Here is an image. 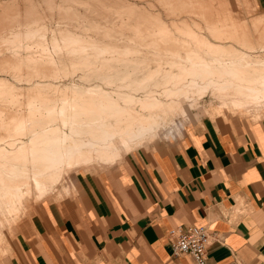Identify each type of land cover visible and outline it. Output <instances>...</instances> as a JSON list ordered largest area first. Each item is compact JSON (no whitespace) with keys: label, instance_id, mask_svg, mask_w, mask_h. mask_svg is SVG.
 Wrapping results in <instances>:
<instances>
[{"label":"bare ground","instance_id":"bare-ground-1","mask_svg":"<svg viewBox=\"0 0 264 264\" xmlns=\"http://www.w3.org/2000/svg\"><path fill=\"white\" fill-rule=\"evenodd\" d=\"M92 1H95V4H103V2H99L98 0H91L89 2L93 3ZM120 1L121 0H109L108 3L110 5H107L108 3L106 4L104 1L105 5L103 4V11L109 14L113 11L117 12L115 13L117 15L119 13V15L124 14L127 17L129 16L128 18L133 21L132 23H125L123 20L124 17L122 20L125 26L126 24L130 27L133 26L132 31L134 34L132 33V35H136L139 31L140 33L143 31L142 33L144 34V30H148L149 32V30L152 29L157 31V33L153 31L155 35L160 33V36L163 38L161 42L165 39L169 43L175 42L186 48L189 47V45L191 47V43L195 41L194 43L199 49L195 48L194 45L195 49L188 48L185 51L186 54L184 53L185 55H183L179 50L165 51L161 50L160 47V56H162V59L155 61L154 63H156V66L151 67L145 59L142 58L144 61L142 59V61H140L134 58L133 53L136 51L132 49L111 47L107 44H100L101 41H99L100 45H97L95 41L91 42V39L89 41L86 36L77 35L72 32L73 30L66 29L62 31L61 36L65 47L68 48L66 51H71V54L74 55L72 56L76 58L78 55L77 51H81V49L83 51V49L85 50V48H91L92 46V51L90 53L85 55L82 54L84 60L92 57L104 62L101 68L98 67L95 71L93 70V72L89 73L87 71L88 75L83 79L84 84L74 85L60 83L59 85L52 82L45 84L39 82V79H42V82H46L60 78L58 76H60L61 72L59 68L57 69L55 66L62 63L56 64V58L53 60V57L49 56L47 52L50 51L48 48L49 46H47V49L45 45H41L43 48L41 47L42 51L39 53L40 55H35L33 50L34 55L33 52L32 54L27 53L23 55L18 52H14L11 55L0 53V72L11 73L16 78L25 74L23 73V71H25V79H27V82L30 84L28 88H18L10 84L9 81L7 82L9 79L0 77V95H4V98L8 100L9 94L7 95V93L13 96V94L18 92L17 89L26 90L27 92H23L24 94L27 93L25 96L27 97V101H17L18 104L23 106L28 103L30 105L31 100L35 102L40 100L41 106L38 107L40 109L37 113H41L45 116H41L42 119L40 118V120H37V125V122L33 123L36 121L35 116V118H33L35 121L31 119L33 122H29L36 125V127H34L36 129L31 131V136L28 132L29 136H27L28 138L30 137L28 142L24 143V141H22L14 143L13 139H15V135H19L21 132L25 131L24 129L29 127V123H27L28 118L25 115L33 116L36 110L34 111L32 108V114H25L24 110L14 111L5 109L6 107L3 109L0 108V117H2V122H0V143H2L1 141L11 143V145H0V212L7 210L9 214L12 213L14 218L19 217L23 213L29 214L31 213V208L26 202L27 197L32 198L33 196L35 199H32L41 200L50 197L55 192L61 196L64 190L59 189V186L63 185L66 191L69 190L67 188L68 186L65 187L66 185H64V182L68 179L71 180L73 176H75L74 173L77 169L90 167L93 163L102 165L101 169H103V167L107 169L118 163L119 160H123V155H125V153H130L134 149L143 147L148 139H155L158 134L163 133L165 130L170 131V134L174 137L175 134L173 132H175L177 128L184 129L183 121L180 119V121L178 120L179 116L192 115L191 109H193V105L197 104L198 100L209 90L218 92L219 96L217 98L220 99L219 109H225L233 114L250 115L254 117H259L264 114V43L262 44L261 42V49H258V46L255 50H244L241 52L234 50V47L231 46L232 48L227 49L229 52L228 54L226 53L227 57H224L223 54L225 53L222 51L225 46L227 48V42H224L225 40L236 41L239 37L246 41L242 40L247 44L242 43L243 45L251 46L252 48L253 46L250 45V43H256H253L254 38L246 34L245 32L247 31L244 30L238 33L236 26V28L234 27L236 29V32L234 31L235 33H229L228 31V33L217 32L213 36L215 41H209L206 37L200 35V33L198 34L193 31L189 25L186 28H181L169 21L175 29L179 30V32L181 31L182 35L184 34L187 38L186 40L183 39V41L178 37L172 39V35L174 34L173 32L171 33L170 30L172 26L170 27L169 24L164 23L158 16L159 14L155 17L153 16L154 13H152L153 15H145L144 10L142 12V9L136 6L137 4L134 5L129 2L125 3ZM74 2H79L78 5L80 4V0ZM160 2L167 8L168 11H166L168 14L171 15H176L175 13L179 8L182 11V9H186L187 6L185 0H162ZM85 3H87V1ZM75 4L77 5V3ZM88 4L86 5L88 6ZM83 7H85V5ZM12 10L9 12L11 13ZM69 11L67 16H69L72 9L70 12ZM146 13L150 12L147 11ZM30 14H28L29 17ZM35 14L36 13H34V16ZM72 14V16L70 15V17H68L70 23L68 22L67 24H71V26L78 28L80 25V18H77L78 13L76 15L73 10ZM74 14L76 16H74ZM11 16L10 18H0L1 49L5 46H11V44L17 43L18 41L20 43L22 37L28 38L29 41L36 37L40 41L44 39L46 34L44 32V30H46L44 29L45 26L43 28L37 25V28H33L32 26L35 25L29 26L31 23L28 22L29 24L26 26L27 31H25L24 34L21 33V31L18 32L15 30L16 24L18 25L22 22L16 21L20 17L14 15L19 17L18 19H16V17L15 20L14 16L13 18H11ZM29 17L27 18L26 16L24 19L27 21L31 19ZM134 17H140V20L138 19L139 23L136 22L137 20L134 21V19H137ZM33 19L34 18H32V20ZM35 19L38 20L37 17ZM37 22L35 24H37ZM18 26H20V24ZM198 26L199 25H197V27ZM259 26L260 25H258V27ZM97 27L99 28V26ZM243 27L245 28V26ZM16 28L19 27L16 26ZM7 31L8 33H6ZM156 36L158 37L159 34ZM260 36L261 34L259 37ZM142 37L141 34V38ZM152 37H154L153 34ZM157 37H155V39ZM110 39L112 38L110 37ZM238 39L237 41L240 42V39ZM33 40L35 41L36 39ZM261 40L263 41L264 39L262 38ZM156 44H159V42H155L154 45ZM56 45L58 47L60 43ZM154 45L152 47H154ZM54 47L55 51L58 50L56 46ZM156 47L157 45L155 48ZM63 48L64 47L60 50L62 51ZM23 49L24 48H22V50ZM90 50H88V52ZM57 52L58 51L55 53ZM220 52L223 54L221 55ZM74 53H76V56ZM131 54L133 56L131 60L128 62L125 61L127 64L123 65L124 61H120L122 57L125 56L123 58H126V56H131ZM60 55L62 56L63 53H60ZM79 58L81 59L83 57L80 56ZM62 59L65 61L64 57ZM60 60L61 57L58 62H60ZM121 62L123 64L119 65ZM145 63L146 65H144ZM75 72H77V70ZM35 82L38 83L35 84ZM6 95L8 96L7 98ZM1 97L3 96H0V99ZM23 99L25 100V98ZM14 100L15 99H13V102ZM9 101L10 100H8V102ZM26 113H28V111ZM62 195L64 196V194ZM63 196H61V198ZM2 247L1 245L0 254L2 253L3 255L2 251L5 249Z\"/></svg>","mask_w":264,"mask_h":264},{"label":"crops","instance_id":"crops-1","mask_svg":"<svg viewBox=\"0 0 264 264\" xmlns=\"http://www.w3.org/2000/svg\"><path fill=\"white\" fill-rule=\"evenodd\" d=\"M225 117L172 148L79 173L76 197L20 222L7 264H196L170 244L172 228L190 224L216 236L207 264H264V117Z\"/></svg>","mask_w":264,"mask_h":264},{"label":"rangeland","instance_id":"rangeland-1","mask_svg":"<svg viewBox=\"0 0 264 264\" xmlns=\"http://www.w3.org/2000/svg\"><path fill=\"white\" fill-rule=\"evenodd\" d=\"M74 1H79V0H0V11L2 13V14L0 13V18L1 19H2L3 15L5 13H7L9 15L5 14L3 18H6V17L10 18L11 15H12L11 18H13L14 15H18L20 17L19 18L17 16H14V19L16 17H17L16 19L19 18L18 20L15 19L16 21H19V22L22 21V22L19 23L20 26H18L19 24L18 25L16 24V26L19 27V28H16V26H15V30L16 31H18V32L21 31V33L25 34V31H27V27L26 26H28L27 24H29V23H31V24H29V26H32L33 24L35 25V26H32L33 28L38 25L39 27H43V28L45 26L44 29H46V30H44V32L46 33L45 37H44L45 41H44V39H42L40 41L39 39H37V37L33 38V39H36L35 40L36 42L33 39H30V41H29L28 38L26 39L25 37H22L21 38L22 44H21V42L19 43V41L18 42L16 41L17 43H13L15 46L13 44H11V46H5L6 48L5 47H3L2 49L0 48V50H1L0 53L1 54L2 53H6L8 55H11L14 52L15 53L18 52V53L23 55V54H27V53H31L32 54V52L34 51L35 55H38L42 51V49H41L42 46L41 45H45L46 48H47V46H49L48 48H49L50 51H47L49 53V56L50 57L52 56L53 60L56 58L55 59V61L57 62L56 64L62 63V64H58L59 67L55 66L57 69L59 68V70L61 72L60 76H58L60 78L55 79V80H49V81H46V82H42L43 80L39 79V82L45 83V84H47L49 82H52V83H55V84H59L60 83V84H68V85L71 84V85H74V84H84V80H83V79H85L84 77H86V75H88L89 72H93V70L95 71V69H97L98 67L101 68V65H103L104 62L102 60H100V59H94L92 57L90 59L86 58V60H84V56L83 55H85L87 53H90L92 51V49H91L92 46H91V48L87 47L89 49H87V48H85V50L83 49V51H85V52H83L82 49H81V51L80 50L77 51L78 55H77L76 58L73 57L74 55L71 54V51H66V50H68V48L65 47L64 42L62 41V38H61L62 31H65L66 29H70L71 31L73 30L72 32H74L77 35H83L84 37L86 36V38L89 39V41L91 39L92 40L91 42L95 41L97 43V45L107 44V45H109L111 47L113 46V47H118V48H121V49H125V48L132 49V50L137 52V53L136 52L133 53L134 58H136V59H138L140 61L145 59L147 61V63L151 67L156 66V63H154L155 61L162 59V56H160L161 55L160 54V47H161V50H165V51H167V50H179V51L182 52L183 55L186 54L185 51L188 48L189 49H195V48L199 49L198 47H196V44L194 43L195 41L193 42L194 44L191 43V47L189 45V47H186V48H185V46L182 47L183 45L180 46V44H177L175 42L169 43L165 39H164L165 41L163 40V42H161L163 38H162V36H160V33H158V34H159V36L161 38L159 36L157 37L156 35H158V34L155 35L153 33V31L156 32V33H157V31L152 30V29L149 30V32H148V30H144V34L142 33L143 31L141 33L139 31L138 33H136V35H132V33H133L132 27L133 26L130 27V26H128V24H126V26H125L126 22H131V23L133 22L130 18H128L129 16L127 17L124 14L123 15H119V13L117 15V14H115L117 12H113V11H111L110 14L109 13H104V11H103L104 10L103 6L105 5L104 1L107 4L109 2V0H103V1L102 0H98L99 2H103L104 5L102 3H98V2H97L98 4H95L96 3L95 1L94 2L92 1L93 3L89 2L91 0H86L87 3H85L86 2L85 0H80V4L78 5L79 2H74ZM83 1H84V3H83ZM122 1L125 2V3L129 2V3H132L134 5L137 4L136 6H139L142 9V12L144 10L145 15L146 14L153 15L152 13H154L153 16L155 17V16H157V14H159L158 16L161 18V20L164 23L169 24L170 27L172 26L171 25L172 23H175L177 26H179L181 28H183V27L186 28L189 25L192 28L193 31H195L198 34L200 33V35H203L209 41H215L213 36L217 32L218 33H221V32L222 33L223 32L224 33H228V32L232 33L234 31L236 32V29H237L238 33H241L242 30L247 31L245 33L251 35L252 38H254L253 43L254 42H256V43H254V44L250 43V45L253 46L252 48H251V46L243 45V44H246L245 43L246 41L244 39H240L239 37L238 38L240 40L238 38L237 39L240 42H238L237 39H236V41L235 40L234 41L233 40H231V41L230 40H225L224 42H227V48L225 46L223 51H222L225 54L220 52V54L221 55L223 54L224 57H227L226 55L229 53L228 50H227L228 48L234 47L233 48L234 50H237V51L241 52V51H244V50H252V49L255 50V49H257L258 46H259L258 49H261L260 47H262V46H260V44H261V42H262V44L264 43L263 42L264 40L263 41L261 40L262 38L264 39V36H263V33H264V22H263V20H264V10L259 9L257 7V5L255 4L254 0H190V2H189V0H185V2L187 3L186 9H182V11H181V9L179 8L177 10V12L175 13L176 15L168 14L167 8H165L162 5V3L160 2L162 0H157V1L156 0H126V1L125 0H121L120 2H122ZM174 1H177V0H174ZM229 1L231 2V4H230ZM71 2H73V3H71ZM191 2H192V4H191ZM75 3H77V5ZM86 4H88V6ZM90 4H92L93 6L90 5ZM80 5H81V7H80ZM84 5H85V7H83ZM107 5H110V4L108 3ZM232 5H234V6H232ZM64 6H65V8H64ZM77 6H79V7H77ZM62 7H63L64 10L62 9ZM70 7H71L72 11H71ZM10 10H12L14 15H13L12 12L11 13L9 12ZM69 10L71 11V13L69 14V16H67ZM73 10H74V13L76 15L78 13L77 18L78 17L80 18V19L78 18L79 19V23H80L78 28L74 27V26H71V24H67L70 21L68 17H70V15L71 16L73 15L72 14ZM2 11H4V12H2ZM88 11H89V13H88ZM145 11L146 12L148 11L150 13H146ZM15 12H17V13H15ZM33 12L38 15L37 16L35 14V16L37 17L38 20L40 18L39 21L35 19L36 17L34 16ZM99 12H100V15H99ZM30 13L31 14L33 13L32 14L33 16ZM28 14H30V17H29ZM65 14H66V16H65ZM75 14H74V16H76ZM26 16H27V18L29 17L31 19H28L29 21L28 20L26 21L24 19V17L26 18ZM101 17H103V18H101ZM123 17H124V19H123ZM125 17H127V18H125ZM32 18H34L33 19L34 23H33ZM134 18H137V17H134ZM139 18L140 17H138L137 19H134V21L137 20L136 22L139 23V20H140ZM122 19L124 20L125 23L123 22ZM169 21H171L172 23L169 22ZM257 21H258V23L256 25ZM261 21H262V23H261ZM36 22H37V24H35ZM16 23H18V22H16ZM82 23H85V24H82ZM102 23H104V24H102ZM197 25H199V26L197 27ZM258 25H260V26L258 27ZM69 26H71V27H69ZM97 26H99V28ZM236 26H237V28H236ZM243 26H245L246 29ZM256 26H257V28H256ZM32 27H30V28H32ZM107 27H108V29H107ZM63 28H64V30H63ZM94 28H96L97 30L94 29ZM242 28H244V29H242ZM20 29H22V30H20ZM60 29H62V30H60ZM214 29H215V31H214ZM170 30H171V33L173 32L175 34V35L174 34L172 35V39L177 38V37L181 41H183V39L184 40L187 39L184 34L182 35L181 31H180L181 32L180 33L179 30L175 29L173 26L170 28ZM60 31H61V33H60ZM212 31H214V32H212ZM6 33H8V31ZM113 34H114V36H113ZM141 34L143 36L142 38H141ZM152 34L154 35V37H152ZM257 34H259V35L261 34V36L259 37V35H257ZM150 36H151V38H150ZM110 37L112 39H110ZM155 37H157V38L155 39ZM97 39H99V40H97ZM134 39H135V41H134ZM140 39H142V40H140ZM31 40H33V41H31ZM242 40L245 41V42H243ZM255 40H257V41L260 40V41L257 42ZM27 41H29V42H27ZM99 41H101L100 44H99ZM32 42H33V44H32ZM152 42L154 44H155V42L156 43L159 42L160 45L156 44L157 45V47H156L157 49L155 48L156 45H154ZM58 43H60V45H58L59 48L56 45ZM62 43H63V46H62ZM150 43H152V44H150ZM19 44H20V46L21 45L22 46L20 47ZM0 45H2V44L0 43ZM27 45H28V47H27ZM153 45H154V47H152ZM194 45H195V48H194ZM54 46H56V49H58L56 51H58L59 53L58 52L55 53L56 51L54 49L55 48ZM62 47H64V48L61 51L60 49H62ZM8 48H10L11 51ZM22 48H24V49L22 50ZM88 50H90V51L88 52ZM157 50H158V52H157ZM10 52H12V53H10ZM34 52H33V55H34ZM79 52H81V53H79ZM60 53H63L64 56L63 55L61 56ZM74 54L76 56V53H74ZM79 54H81V55H79ZM263 55H264V51H263ZM78 56L79 57L80 56L83 57V58H81L82 60ZM60 57H61V60H60V62H58ZM63 57H64L65 61L62 59ZM123 57H125V56H123ZM123 57H122V59L120 61H122V62L124 61L123 62L124 64L121 62V64H119V65L127 64L126 62L131 60V58L133 56L131 54V56H126V58H123ZM124 59H126V60H124ZM62 60H63V62H62ZM69 60H70V62H69ZM64 64H65V66H64ZM144 65H146V63ZM74 66H75V68H74ZM77 67L79 68V70H78ZM64 68H65V70L67 72L64 70ZM66 68H68V69H66ZM76 70H77V72H75ZM87 71H88V73H87ZM23 73H25V74H23ZM23 73H22L23 75H21L22 78L21 77H16L17 78L16 79L15 76L13 74H11V73H8V72L7 73H2V72H0V77L4 78V79H9V80H7V82L9 81L10 84H12L13 86H17L18 88H23V87L24 88H28V87H30V84L27 82V79H25L26 78V76H25L26 72L23 71ZM65 73H67V74H65ZM79 79H82V80H79ZM36 83H38V82H35V84ZM17 91L18 92L15 91L16 93L13 94V96L10 93H7V95L9 94L8 95L9 98H7L8 97L7 95H6V98L8 100H10L9 102H8V100H6L4 98L5 97L4 95H0V96H3L0 99V108L3 109V108L6 107L5 109L14 110V111L24 110L25 114H32L33 110L34 111L36 110L33 116L32 115H30V116L29 115L28 116L25 115L28 118V122L27 123H29L30 121L33 122L32 120L35 121V119H33L35 117H36V121L33 122V123H36L37 120H40V118L42 119V117H45V116H43V114L37 113V112H39V109H40L38 107L41 106L40 100H37L36 102L34 100H31L30 101L31 102L30 105L28 103H26L23 106H21L20 104H18V102L21 101V100L27 101V97H25L27 93L24 94V92H23V91H25V92H27V91L26 90H20V89H17ZM213 92H214V90L213 91L209 90L205 95H203L202 98H200L198 100L197 104L193 105V109H191L193 117L190 114L185 115V116H183V115L179 116L178 120L179 119L182 120L183 123H184V126L186 125V130L184 131L183 135L177 136L182 131V129H179V128H177L176 131L173 132L175 134L174 137H172V135L170 134L171 133L170 131L165 130L163 133L158 134L155 139H148V141L143 145V147H141L139 149H134L130 153H132L134 151L150 152V151H156L157 149H162V148H170V147L172 148L176 143L183 141V138H184L185 134L188 133V131H190L194 127L201 126L207 118H210L213 121H217V120H220V119L226 120L228 117H225V116H230V115H239V116L245 117L247 119H253V120H258V119H261V117L262 118L264 117L263 116L264 114H262L259 117H254V116H250V115L248 117L247 115L233 114V113H229L225 109H219L220 99L217 98L219 96V94H218V92H214V93ZM2 98H3V100H2ZM23 98H25V100ZM13 99H15L14 102H13ZM32 102H34L35 104L32 103ZM18 108H19V110H18ZM32 108H33V110H31ZM27 111H28V113H26ZM219 114H220V116H219ZM38 115H39V117H38ZM0 118H1L0 122H2V117H0ZM29 118H30V120H29ZM33 123L32 124L29 123V127L27 126L28 128L26 127L27 129H24L25 131L23 130L25 133L21 132L19 135H15L16 136L15 139L12 138L14 140V143H19V142H22V141H24V143L28 142V140L30 138V137L28 138V136L29 135L31 136V134H30L31 131L36 129L34 127H36V125L38 124V122L36 123V125H33ZM0 125H1V123H0ZM31 125H33V126L30 127ZM29 128H31L32 130L29 129ZM28 132H29V135H28ZM1 142L2 143H0V145H11L10 142H7V143H10V144L5 143V141H1ZM128 153H125V155H123V160H119L118 162H120V163L114 165L113 167H117V166L122 165L124 163V160L126 159ZM113 167H111L109 169H112ZM101 168H102V165H99L98 163H93V164H91L90 167H87V168L83 167L82 169H79V170L77 169V171L74 173L75 176H73V178L71 180L68 179L66 181L67 183L64 182V185H66L65 187L68 186L67 188L69 190L66 191L64 189L63 185L59 186V189H63L64 190L63 193H62V194H64V196L61 194V196H63L62 198H61V196L59 194H57V192L53 193L50 197H47V198H44V199H41V200H34L35 197H33V196H32V198H34V199H32L30 197H27L28 201L26 200V202H27L28 206L31 208V213H29V214L28 213H25V214L23 213V214H21L19 216L21 218H19V217L14 218V216H12V213L9 214V211H7V210L1 211L0 212V243H2V244H0V246L2 245L3 246L2 248H4L5 250L2 249L3 250L2 251L3 255H2V253L0 254V264H7L8 263L9 258L12 255V250H13L12 247H13L16 239H17L18 226H19L20 222L24 218L33 215L38 210V208L41 207L44 204H48V203H51V202H61L66 197L67 198L68 197H76L77 196V192H78L77 191V180H78L79 173L98 174V173H101V172L109 170V169H106L105 167H103V169H101ZM4 253L7 254V255H5Z\"/></svg>","mask_w":264,"mask_h":264},{"label":"built area","instance_id":"built-area-1","mask_svg":"<svg viewBox=\"0 0 264 264\" xmlns=\"http://www.w3.org/2000/svg\"><path fill=\"white\" fill-rule=\"evenodd\" d=\"M215 239L206 225H177L170 231L173 255H190L196 264H207V249Z\"/></svg>","mask_w":264,"mask_h":264}]
</instances>
